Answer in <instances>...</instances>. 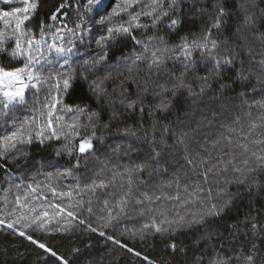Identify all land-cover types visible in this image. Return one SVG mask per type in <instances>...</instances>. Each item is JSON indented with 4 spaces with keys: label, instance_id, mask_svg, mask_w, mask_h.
Instances as JSON below:
<instances>
[{
    "label": "snow or ice",
    "instance_id": "snow-or-ice-1",
    "mask_svg": "<svg viewBox=\"0 0 264 264\" xmlns=\"http://www.w3.org/2000/svg\"><path fill=\"white\" fill-rule=\"evenodd\" d=\"M15 2L3 0L5 4ZM18 2L22 6H12L10 11L0 9V20H4V27L0 28V56L23 62L22 67L11 71L6 65L0 66V121L12 120L14 129L0 136V159H6L8 154L34 140L44 144L63 138L68 155L75 154L76 161L71 169L57 175L78 171L81 158L87 156L101 169L94 175L103 179L86 187L93 195L104 192L114 201L115 214L109 212L105 228L114 220L127 218L130 211H138L141 216L153 214L151 224L144 225L148 231L141 232L140 239L158 236L164 243V251L173 257L179 255L183 264H233L234 261L235 264H264L259 248V244L264 243V10L256 15L258 0H211V12L204 7L199 9L201 14L208 15V25L202 27L199 34L182 36L178 33L186 24V14L181 9L183 0H118L110 12L107 9L111 0L107 3L106 0H75L72 27L66 22L65 9L70 10L73 3L64 0L49 16L51 24L40 22L39 38L30 27V21L40 8L39 0ZM197 2L193 0L189 12L195 9ZM229 5L233 7L230 9ZM165 20L167 23H163ZM57 21L60 26L52 32ZM139 29H144L145 33L149 29L163 31L165 35L138 39L133 33ZM229 31L231 36L227 35ZM47 35H51V43L45 38ZM172 36L177 39L170 43L168 37ZM128 37L134 45L132 52L115 63L110 62L111 49ZM85 38L94 41V51L81 53L78 43L82 44ZM228 79L244 89L237 96L241 105L251 102L247 130L242 125L229 127L230 134L238 133L236 140L233 141L232 135L225 136L227 145L219 149L218 156L204 155L195 138L200 129L211 126V121L205 123L207 117L197 122L185 116L178 120L180 126L175 128L162 123L160 117H166L173 109L177 116L181 110L185 114L199 111L205 106L204 100L213 82ZM77 82L87 85L96 110L86 111L64 104V98ZM220 88L221 104L233 108L235 100L226 95L232 87L223 83ZM26 90L35 97L33 115L17 126V112L28 104ZM252 110L258 112L254 118ZM122 112L138 117L141 128L126 127L117 132L118 143L103 147L107 140L97 132L107 130ZM106 115L108 122L103 123ZM146 116L152 122L151 135L144 130L141 137L138 133ZM235 123L240 124V121ZM192 124L197 127L188 131ZM81 128L90 129L82 138ZM97 140L100 148L94 143ZM68 143L72 144L71 148H67ZM57 154H61L59 149ZM101 155L105 157L103 161L98 159ZM87 163L85 160L86 171ZM169 172L173 176L171 182L162 186L153 183L155 177L167 176ZM189 172L199 179L187 183L193 179ZM173 185L174 193L156 194L160 187L172 188ZM110 187L115 190L109 192ZM28 188L35 193L39 185L29 184ZM245 197L249 211L243 220L235 224L218 223L238 202L242 204ZM182 198L195 211L171 219L161 212L158 215L162 218L156 219L153 205L162 199L180 201ZM30 203L28 192L16 195V207L8 216L18 210L20 214L15 219L0 218V226L50 254L56 264H72V258L81 254L79 248L72 249V257H65L31 234L47 232L51 217L44 211L26 218L28 212L36 211L35 207H29ZM109 203L110 200L105 199L102 211L109 208ZM91 210L89 207L88 211ZM64 211L60 208V212ZM67 216L78 218L73 211H67ZM79 223L85 224V221L79 220ZM69 227L70 222L55 231L67 232ZM87 227L93 233L98 231L91 225ZM98 234L136 257L141 256L114 236L104 231ZM181 236L184 239H178ZM237 241H240L239 248L232 247ZM143 259L148 264H156L147 256ZM85 264H93V261L87 260Z\"/></svg>",
    "mask_w": 264,
    "mask_h": 264
},
{
    "label": "trees",
    "instance_id": "trees-1",
    "mask_svg": "<svg viewBox=\"0 0 264 264\" xmlns=\"http://www.w3.org/2000/svg\"><path fill=\"white\" fill-rule=\"evenodd\" d=\"M40 8L35 17L30 21V27L36 33L39 38V25L41 21L51 24L49 16L55 8L58 7L64 0H39ZM108 0H106V3ZM72 8L65 9L68 12V18L66 22L69 27H72L75 22V0H72ZM118 0H111V3L107 9L108 12L116 6ZM12 6H22L16 0L15 3L5 4L3 0H0V9L4 11H10ZM204 7L207 12H211L212 3L211 0H198L195 4V9L189 12V9L193 8V0H183L181 5L182 11L186 14V24L178 33L179 36L199 34L202 27H206L209 22L207 14H201L199 9ZM233 6L229 5L231 9ZM139 10V9H137ZM261 10H264V0H258V8L256 9V15L259 16ZM99 18V17H97ZM118 19V18H116ZM127 19V17H125ZM145 22H147L145 20ZM235 20L232 21L235 24ZM163 23H167L165 20ZM60 26V21L55 22V25L51 28L52 32L56 31V28ZM4 27V20H0V28ZM138 39H146L153 35H165L163 31H154L149 29L146 33L144 29L136 30L133 33ZM231 36V31L227 34ZM49 43L52 42L51 35L45 37ZM169 42L177 39V36L168 37ZM11 45H9V48ZM78 47L81 53L91 52L95 50L94 41H90L85 38L82 44L78 43ZM133 43L131 37H128L126 41H122L119 45L112 48L109 52L110 62L115 63L120 57L129 54L133 50ZM8 66L7 70L11 71L15 68L22 67L23 62L10 61L7 55L0 56V66ZM171 67V64H169ZM180 71V69H176ZM203 74V73H201ZM230 76L232 74H229ZM227 83L232 87V91L227 92L226 95L235 100V106L233 108H227L222 105L219 100L220 85ZM244 89L236 84H232L231 79L222 80L220 83L213 82L207 97L204 100V105L199 111L189 112L185 114L181 110L179 116L176 114V110L173 109L166 117H160L162 123L170 124L171 126L178 127V120L184 119L187 116L188 120L201 121L204 117H207L208 121H211L210 127L200 129V134L195 138L198 143L199 151L212 156L219 155V149L225 148L227 141L223 137L232 135L233 141L236 140L238 133H229V127L239 128L241 125L247 130L249 123V111L250 104L241 105L237 96ZM28 104L17 112V126L22 124L25 119L31 118L33 115V103L35 97L27 92ZM151 99V95L149 96ZM43 101V94L41 95ZM259 100V97H257ZM64 104L69 107L75 108L77 106L87 110H96V102L91 97L87 90V85L81 82H77L73 91L64 98ZM209 108H216V111H210ZM258 112L252 110V117H256ZM108 116L104 117L103 123L108 122ZM239 120L240 124L235 122ZM86 124V120L84 121ZM151 121L145 117V123L142 126V130L138 133L141 137L144 135V130L149 131L151 135ZM13 121L9 120L7 123L0 121V136L8 134L14 130L12 128ZM141 128L138 122V117H129L125 113L117 118V120L111 123L107 130H100L97 135H103L107 144L103 147L114 145L120 141L117 132H122L125 128ZM196 124H192L188 131L196 128ZM81 138L89 134L90 129L81 128ZM157 139H159V132L157 133ZM220 141L219 144L216 142ZM78 146L79 138L75 141ZM98 148L101 147L99 141L94 142ZM215 145V147H214ZM126 146V145H125ZM72 144L68 143L67 148H71ZM61 151V154H57V150ZM109 151L111 149L109 148ZM195 156V153H192ZM103 161L105 157L103 155L98 158ZM85 160L87 163V171L84 167ZM76 161V155L69 156L66 150V141L61 138L59 141L51 140L45 141L44 144H40L34 140L31 144H25L20 146V150L14 151L8 154L6 159H0V218L15 219L16 215L20 214L18 210L16 214L9 217L8 214L12 212V209L16 207L15 196L22 194L23 192L29 193V199L31 201L29 207H35L36 211L28 212L27 216H34L36 214H42L44 211L49 212L51 217L50 222L46 225L48 231H36L31 234L37 240L46 243L49 247L58 251L65 257H72V249L79 248L81 254L78 257L72 258V264H85V261L91 260L93 264H148V261L143 259L147 256L150 260L156 261V264H183L182 258L177 255L173 257L170 252L164 251V243L158 236L149 235L147 239L141 240V232H147L144 228L145 224H151L153 214H146L141 216L139 212H129L127 218H121L118 221H112L110 227L105 228V223L109 220V212L115 214L113 208L114 201L107 193L97 192L95 195L86 187L93 181L96 183L103 179V176L97 178L94 173L100 172L101 169L97 166L95 160L91 156L81 158V168L78 171H73L67 175H57V173H65L68 169H71ZM111 167V166H109ZM200 170L197 169V172ZM51 174V175H49ZM189 176L193 179L187 181L192 183L194 180L199 179L198 176L189 172ZM110 178V176H109ZM173 180L171 172L167 176H158L154 178L153 183L157 186L166 185ZM79 183V187L77 184ZM39 185L38 191L32 193L28 188V185ZM19 185V187H17ZM54 190V191H53ZM115 189L109 188V192ZM175 186L172 188L160 187V190L156 192L157 195L161 193H174ZM233 191L235 188L232 189ZM180 191H183V183ZM71 192V195L67 193ZM105 199H109V208L102 211L104 208ZM91 201V204L88 203ZM82 205V207L80 206ZM59 206V207H57ZM91 207V212L88 211ZM156 209V219L159 220L162 217L158 213H164L169 219L177 215H184L188 211H195L190 205H186L184 199L180 201H168L161 200L157 204L153 205ZM60 208H64V212H60ZM67 211H73L76 213L77 219L67 216ZM249 206L247 197L244 202L240 204L238 202L237 207L232 212L228 213L223 220L219 221L221 225L235 224L240 220H243L245 215L248 214ZM59 213V215H56ZM79 220H84L85 224H80ZM70 222L69 231L57 232V227H64ZM88 225L96 228L98 231L93 233L88 230ZM104 231L109 235L114 236L122 243L133 248L135 251L140 252L141 256L136 257L133 253H129L126 249H122L119 245H114L112 242L107 241L104 237L99 236L98 232ZM135 233V236L133 235ZM225 237L228 236V232L224 231ZM193 238H195L193 236ZM178 239H184L183 236ZM243 237L240 241H243ZM240 241L232 245L234 248H239ZM226 248L228 245L225 246ZM260 254L264 256V243L259 244ZM191 255V252L189 253ZM0 264H56L55 258L50 254L44 253L43 250L32 245L26 239L13 235L12 231L6 229L4 226H0ZM235 264V261L233 262ZM259 264V262H258Z\"/></svg>",
    "mask_w": 264,
    "mask_h": 264
}]
</instances>
